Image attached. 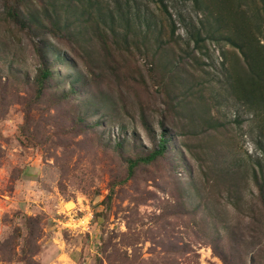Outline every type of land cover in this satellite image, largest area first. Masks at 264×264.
Segmentation results:
<instances>
[{"label": "rangeland", "instance_id": "374dc122", "mask_svg": "<svg viewBox=\"0 0 264 264\" xmlns=\"http://www.w3.org/2000/svg\"><path fill=\"white\" fill-rule=\"evenodd\" d=\"M124 1L127 0H121L120 3L123 10H126ZM145 1L138 0L135 3L144 9ZM163 1L177 22L176 38L183 47L178 49L177 54L188 53L184 45L189 37L184 32L183 25L178 22L185 21L187 31L190 32L193 25L199 24L200 19L191 0ZM153 9L160 17V23L167 26V16L156 10L157 7L154 6ZM5 12V1L0 0L2 33H8L6 26L2 25ZM166 32L162 39L168 38L169 30L166 29ZM143 43L144 40L140 37H130V54L134 55L131 65L126 69L113 66L116 73L112 71L113 68H107L99 43L93 41L81 44L78 50L92 83L89 88L90 99L109 111L107 127L99 128L100 131L106 132V137L114 138L120 132V127L125 125L127 135H132L135 130L139 135V143L149 148L150 140L146 130L139 122L133 124L124 112L138 121L141 112L139 103L142 107L149 104L152 110L146 109L145 114L153 124L155 135L159 136L161 129L157 110H160L159 107L165 108L164 94H157L156 88L152 86L153 81H159V78L152 77L151 70L156 72L153 76L165 75L166 82L169 72L167 64H172L170 69H174L178 66V61L172 57L171 52L157 55L154 45L147 44L145 47ZM262 43L264 44V40ZM59 45L69 53L68 56H75L68 46L63 43ZM209 53L212 62L208 63L213 66L209 70L210 76H216L221 81L220 49L216 45H210ZM86 54L90 57L87 58ZM18 56L25 62L19 67L22 74L33 77L37 64L31 48L27 47ZM115 57L121 63L122 58L117 55ZM72 69L66 67L67 71L73 73ZM101 73L104 78L96 81L94 76L100 77ZM129 75L135 84L128 89L123 79ZM178 79L187 81L182 75H178ZM143 85L148 88V93L141 87ZM2 88L0 87V264H31L30 253H33L35 245L38 253L33 260L36 264H41L43 253L59 242L70 244L76 248L78 257L87 258L92 264H224V260L215 253L209 235L214 239L218 238L217 235L223 238L224 243L222 246L219 244L221 252L218 253L232 258L233 263L235 259L228 256L231 249H236L238 253V264H253L251 258L257 256V249L249 239L244 242L243 248L226 239L238 221L235 210L223 208L214 198L209 200L210 204L200 217L178 218L171 214L177 213L175 206L178 204V188L185 186L186 196H191V181L189 176L184 175L190 171L188 163L185 159L180 161L179 168L173 158L176 155L180 158L178 154L181 152V145L176 138L177 133L184 131L182 122L173 131L171 147L176 154L169 155L168 160L158 162L157 165L138 169L133 180L119 184L126 178L123 162L103 148H97L99 144L93 141L91 135L76 136L58 129L57 124L66 123L62 117L64 107L49 109L52 95L47 94L42 103L30 107L32 94L29 88L17 86L16 89L8 88L7 92ZM213 89L211 93L208 92L207 97L224 101L225 92L221 93L218 85H214ZM82 97L80 95L78 98ZM124 102L128 113L121 109ZM228 105L229 109H221L222 116H227L225 123L232 120L235 114L232 98ZM28 107L29 116L26 114ZM112 109H116V112L111 113ZM99 119L103 122L106 116L101 114ZM245 130L246 128L233 131L237 144L234 155L231 151L214 146L208 137L200 138L199 144L191 139L186 144L194 149L196 158L206 164L237 163L242 168L247 167L241 169L242 172H248L249 168L243 161L253 159L257 152L253 137ZM114 183L117 186L112 200L107 201ZM247 183L244 186L242 184L246 195L249 189L253 190L252 184ZM197 185L200 188H194V195L197 194L202 199L206 196V191L200 184ZM192 202L188 211L193 208ZM195 223L197 227L194 228ZM9 251L12 255H9ZM260 257L264 259V255H261L257 260ZM260 264H264V260Z\"/></svg>", "mask_w": 264, "mask_h": 264}, {"label": "trees", "instance_id": "16d2710c", "mask_svg": "<svg viewBox=\"0 0 264 264\" xmlns=\"http://www.w3.org/2000/svg\"><path fill=\"white\" fill-rule=\"evenodd\" d=\"M4 1L6 12L2 25L6 26L8 33L0 32L2 90L7 92L8 88L16 89L17 86L29 88L32 94L30 107L42 103L47 94L52 95L49 109L64 107L62 117L66 123L57 124L58 129L76 136L91 135L93 141L99 144L97 148H103L123 162L126 178L119 184L133 180L138 169L157 165L158 162L168 160L169 155L176 154L171 147L173 131L182 122L184 131L177 133L176 138L181 145L178 154L180 158L177 155L173 158L179 168L180 161L185 159L188 163L190 171L184 175L190 178L192 197H188L193 202L186 196L185 186L178 188V204L175 206L177 213L171 214L178 218L200 217L210 204L209 200L215 198L223 208L235 210L237 214L236 226L226 239L241 248L249 239L257 249V256H253L251 261L260 264L264 260L262 257L257 260V257L264 255V0H191L200 20L198 25L192 26V32L187 31L185 21L178 22L183 25L189 37L184 45L188 53L183 55L177 54L178 49L183 48L176 38L177 22L163 0H146L143 3L144 9L135 3L138 0H127L124 1L126 10L121 6V0ZM154 6L167 16V26L160 23ZM166 29L169 30L168 38L162 39L167 34ZM130 37L142 38L145 47L147 44L154 45L157 55L171 52L172 57L178 61L174 69H170L172 64H167L169 72L166 82L165 75L153 76L156 72L151 70V76L159 78V81H153L152 86L156 88L157 94H164L165 108L159 107L160 110H157L160 116L159 136L155 135L153 124L145 114L146 109H151L149 104L142 107L139 103L141 112L138 121L124 112L133 124L139 122L146 130L150 140L149 148L139 143V135L135 130L132 135H127L125 125L120 127V132L114 138L106 137V132L100 131L107 127L109 111L90 99L89 88L92 83L78 50L81 44L95 41L101 45L109 70L113 66L126 69L134 57L133 53L130 54ZM60 43L68 46L75 56L69 55V58V53L61 49ZM210 45H216L221 52V81L216 76H210L209 70L213 67L208 63L212 62ZM27 47L31 48L37 64L33 77L22 74L19 68L25 62L18 54ZM115 55L122 58L121 63ZM86 57L90 55L86 54ZM66 67L73 68L74 72L67 71ZM112 71L117 72L114 68ZM178 75L185 76L187 81L178 79ZM94 78L96 81L102 80L103 73ZM123 82L128 89L135 84L131 75L124 78ZM214 85L219 86L221 93L225 92L224 101L207 97L208 92L214 90ZM141 87L148 93L145 85ZM80 95H83L82 99L78 98ZM230 98L233 99L235 114L232 120L225 123L227 116H222L221 109H229ZM121 109L129 112L125 102ZM29 111L28 107V116ZM115 112L116 109H112L111 113ZM101 114L106 116L105 122L100 121ZM183 118L185 121H182ZM245 128L253 137L257 152L253 159L243 161L249 168L248 172H242L241 169L247 167L242 168L237 163L206 164L197 159L194 149L186 144L189 139L199 144L200 138L208 137L214 146L231 151L234 155L237 144L233 131ZM249 178L251 181L248 182ZM247 182L252 184L253 190L249 189L246 195L243 186ZM197 184L206 191L202 199L194 195V188H200ZM116 186L117 183L112 185L107 201L112 200ZM190 202L193 208L188 211ZM193 226L197 227V223ZM217 236L216 239L208 236L215 253L224 260V264H238L236 249L228 252L235 263L227 255L218 253L221 252L219 244L222 246L224 242L223 238ZM36 247L30 253L31 264H36L33 260L38 253ZM9 255H12L10 251Z\"/></svg>", "mask_w": 264, "mask_h": 264}, {"label": "crops", "instance_id": "0c3cea01", "mask_svg": "<svg viewBox=\"0 0 264 264\" xmlns=\"http://www.w3.org/2000/svg\"><path fill=\"white\" fill-rule=\"evenodd\" d=\"M41 264H92L87 258L78 257L76 248L68 243L51 245L41 258Z\"/></svg>", "mask_w": 264, "mask_h": 264}]
</instances>
